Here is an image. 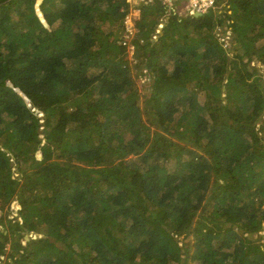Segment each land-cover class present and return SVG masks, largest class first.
<instances>
[{
    "label": "trees",
    "instance_id": "obj_1",
    "mask_svg": "<svg viewBox=\"0 0 264 264\" xmlns=\"http://www.w3.org/2000/svg\"><path fill=\"white\" fill-rule=\"evenodd\" d=\"M124 5L0 0V264H264V0Z\"/></svg>",
    "mask_w": 264,
    "mask_h": 264
},
{
    "label": "built area",
    "instance_id": "obj_2",
    "mask_svg": "<svg viewBox=\"0 0 264 264\" xmlns=\"http://www.w3.org/2000/svg\"><path fill=\"white\" fill-rule=\"evenodd\" d=\"M126 2V11L123 16L122 20V28L120 30L119 34V44L123 46L126 50V53L128 57L130 58V55L135 54V39L136 35L138 33L137 28V22L140 20V13L141 8L143 5L152 3L155 0H124ZM161 3V5L164 7V9L167 11H172L173 13L178 12L179 9H182L183 12L189 15H196V14H205L207 12L214 11V8L216 5V0H157ZM181 4L182 7L178 8L176 5ZM36 10H38L37 3H36ZM218 9V8H217ZM219 11V9H218ZM41 13L38 11V15ZM158 28L157 31H159L164 23L165 19H168L167 15H160L158 16ZM231 28V24L226 23H217L214 27V34L216 36V39L219 42H225L226 39L229 38V30ZM141 41V40H140ZM140 77V82H143L144 84H147V78L145 76ZM148 81L150 82V78H148Z\"/></svg>",
    "mask_w": 264,
    "mask_h": 264
},
{
    "label": "rangeland",
    "instance_id": "obj_3",
    "mask_svg": "<svg viewBox=\"0 0 264 264\" xmlns=\"http://www.w3.org/2000/svg\"><path fill=\"white\" fill-rule=\"evenodd\" d=\"M178 8H181L182 7V5L179 3V4H177L176 5ZM127 6H123V7H120V12H123V13H125V11H126V8ZM218 8V6H216L215 8H214V10L215 9H217ZM142 9V8H141ZM36 10V9H35ZM178 12H179V14H186L185 12H183V10L182 9H179L178 10ZM218 12H220V10L218 11ZM228 12H230V11H228ZM124 16V15H123ZM166 20V19H165ZM232 20H230V19H226V20H224V21H222L221 23H226V24H232ZM138 23V22H137ZM136 23V24H137ZM220 23V24H221ZM217 25V24H216ZM138 28V27H137ZM215 35V34H214ZM232 35H233V33H232V29L230 28V30H229V38L228 39H226L225 40V42H219L218 41V43H220V44H222L223 45V47H225L226 48V50H228L229 51V55H231L232 53H234V51L232 50V48H230V45H231V43H232ZM215 38H216V36H215ZM254 43H257V41H255ZM126 57H127V62L130 64V65H132L134 62H135V60H134V54L133 55H130V58L128 57V55H126ZM247 59L245 58V59H243V62H245ZM246 67L247 68H250V69H255L256 71H255V73L256 74H260V76L262 77V78H264V65L262 64V63H260L259 61H257V60H255V59H251V60H249L248 62H247V64H246ZM138 73V71L136 72V71H133V73H132V75H133V78L136 80V77H137V75H139V74H137ZM145 78H147V84H144V86H141V87H143V88H145L144 90H143V92H145V93H151V85H152V82H153V76L152 75H146L145 76ZM148 78H150V82L148 81ZM138 80H139V82H140V77L138 76ZM137 80V81H138ZM137 84V83H136ZM138 85V87L140 86L139 84H137ZM136 85V86H137ZM263 94H264V90H263ZM202 96H203V94L202 93H200L199 94V98L200 99H202ZM42 127H40V129H41ZM42 153H41V151H40V149H37V151H36V155H35V158L36 159H38V160H40L41 159V157H42V155H41ZM171 165V163H166V166L167 167H169ZM12 175L13 176H15L16 178L18 177V173H17V169H15V168H12ZM11 179H12V177H11ZM21 207H20V205H19V202H18V199H17V196H14V198H13V200L10 202V204H9V206L6 208L7 209V214H9V217H12V215H16L17 216V218L20 220V222L19 223H21L22 221V216H21V209H20ZM11 212H13V214L11 215ZM4 221V223H5V220H3ZM3 223V224H4ZM0 227H1V225H0ZM236 229V228H235ZM237 232H240V230L239 229H237ZM246 235V234H245ZM258 235H260V236H264V219H263V225H262V229L260 230V234H258ZM24 236L25 237H28L29 238V236L25 233V231H24ZM256 236V234H248L247 235V237H249V238H254ZM33 238L35 237V236H32ZM261 237V238H262ZM260 238V237H259ZM261 241H263V238L261 239Z\"/></svg>",
    "mask_w": 264,
    "mask_h": 264
},
{
    "label": "water",
    "instance_id": "obj_4",
    "mask_svg": "<svg viewBox=\"0 0 264 264\" xmlns=\"http://www.w3.org/2000/svg\"><path fill=\"white\" fill-rule=\"evenodd\" d=\"M194 16L197 17V16H200V14H196ZM8 84H10V83H8ZM25 239H28V237H25Z\"/></svg>",
    "mask_w": 264,
    "mask_h": 264
}]
</instances>
